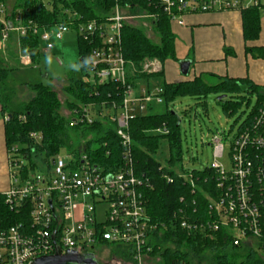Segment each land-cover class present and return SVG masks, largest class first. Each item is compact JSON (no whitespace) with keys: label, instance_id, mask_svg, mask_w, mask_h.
I'll return each instance as SVG.
<instances>
[{"label":"built area","instance_id":"2783aa9c","mask_svg":"<svg viewBox=\"0 0 264 264\" xmlns=\"http://www.w3.org/2000/svg\"><path fill=\"white\" fill-rule=\"evenodd\" d=\"M154 2L170 22L181 26L185 14L264 6V0ZM124 8L116 3L104 19L87 22L70 13L66 22L46 28L32 20L22 21L18 14L11 15L0 1V52L7 49L11 40L19 47L20 37L28 33L46 41V49H51L48 42L51 36L61 39L70 27H74L80 40L88 42V68L82 80L98 84L113 82L120 88L121 99L112 100L109 107L95 114L90 106L75 110L73 123L90 124L95 119H107L114 124L123 149L121 166L109 170L93 162L82 150L77 155L67 151L55 155L49 167L44 164L43 168H23L28 161L18 155L16 146L11 147L7 151L9 187L0 195L4 205L21 218L12 221L0 215V264H30L36 257L50 256L57 248L61 253L74 250L85 254L96 245L123 246L131 252L133 263L141 264L152 250L150 238L156 225L146 213L142 191L145 180L134 171L127 127L136 115L146 114L150 105L162 103V88L134 87L128 81L137 68L122 54L121 29L128 19L141 17L150 21L156 14H124ZM19 61L32 64L24 52ZM139 68L146 73L162 69L155 58L144 60ZM257 110L249 126L236 129L231 136L215 134L211 138L213 161L209 167L217 191V196H207L211 220L199 226L182 218L179 225L188 232L198 226L224 228L234 245L246 244L264 253V101ZM149 132L167 134L168 129L162 125ZM225 142L230 151L229 170L218 161ZM164 177L171 181L170 177ZM187 180L191 182L189 177Z\"/></svg>","mask_w":264,"mask_h":264},{"label":"trees","instance_id":"16d2710c","mask_svg":"<svg viewBox=\"0 0 264 264\" xmlns=\"http://www.w3.org/2000/svg\"><path fill=\"white\" fill-rule=\"evenodd\" d=\"M0 1L7 4L10 0ZM13 1L11 15L18 14L22 21L32 20L46 28L66 22L70 13L78 15L83 22L104 19L111 14L116 3L132 13H155L156 17L150 20V24L158 42H153L142 28L124 23L121 29L122 54L126 61L137 68V73L128 80L134 87L141 79L163 74L162 69L151 73L141 72L139 65L144 60L155 58L161 66L166 61H176L175 36L170 29L172 22L154 0H50L47 4L41 0ZM238 12L241 14L244 39H256L260 32V8L251 6ZM78 43L81 73L79 77L70 78L64 87L65 93L72 97V101H66L71 118L61 113L62 104L58 93L49 86L41 83L14 84L10 79L11 68L5 65L0 55V106L1 112L7 115L4 123L5 145L7 151L16 146L18 155L28 161L23 168H38V162L49 167L51 159L62 151L77 155L80 150L102 168L117 170L122 164L123 149L113 123L104 118L95 119L90 124L73 123L75 110L90 106L95 114L101 108L109 107L112 100L119 102L121 99L120 88L113 82L98 84L82 80L88 68L85 61L89 47L88 42L79 38ZM18 44L32 62L37 61L38 38L28 33L20 37ZM210 78H215V83H209ZM160 86V105L163 110L156 113L154 106L150 105L146 114L136 115L127 127L134 171L145 180L142 191L146 213L156 225L150 238L152 250L146 255L159 257V264H264L263 252L255 251L246 244L234 245L232 237L224 228L213 230L199 227L212 218L208 211L207 196H217L214 173L209 165L201 170L183 169L180 118L176 112L168 110V106L177 98L204 100L215 94L220 96L223 110L232 114L242 104L248 106L250 98L254 97L249 113L236 128L240 131L252 123L257 109L263 103L264 86L248 78H222L211 74L179 82L162 81ZM25 91L29 94L18 100L17 94H24ZM162 125L167 127V134L149 132ZM162 142L166 144L168 154L160 162L155 157ZM164 176L170 177L171 181L168 182ZM0 215L12 221L21 218L4 205L1 195ZM182 218L199 226L188 232L179 225ZM110 249L112 254L121 256L122 260L133 262L131 252L125 247L111 245Z\"/></svg>","mask_w":264,"mask_h":264},{"label":"rangeland","instance_id":"374dc122","mask_svg":"<svg viewBox=\"0 0 264 264\" xmlns=\"http://www.w3.org/2000/svg\"><path fill=\"white\" fill-rule=\"evenodd\" d=\"M41 1L44 4L50 2V0ZM13 4V0H10L6 4L9 13L13 8ZM125 13L128 14L132 12L124 8V14ZM126 22L132 26L142 28L153 42H158V37L148 19L139 17L128 19ZM48 42L52 44L51 49H46V41L38 39L39 56L36 62H32L30 65H25L21 61L14 62L10 72V79L18 86L41 83L54 89L61 100V113L66 118H71L69 109L66 107V101H72V97L65 93L64 87L68 84L70 78L79 77L81 73L80 64L78 62L80 47L78 36L74 27H70L69 30L63 34L61 39H55L51 36ZM17 51L19 54L23 53L22 50ZM13 52L16 54V51ZM5 64L9 67V63ZM162 81V76H155L141 79L137 81V83L138 86L153 89V87L160 86ZM208 81L209 83H215L216 80L215 78H210ZM25 97V93L17 94L18 100H22ZM219 97V95L211 94L204 100L177 98L168 106V110L176 112L180 118V131L184 150L182 163L184 166L183 169L186 171L187 169L188 171L201 170V168L208 166L213 161L212 136L215 134L219 136H222V134L233 135L238 124L243 121L249 113L255 100L254 97H251L248 106L242 104L237 111L229 114L223 110L222 102ZM226 98L228 99V97ZM232 99L238 100L237 98ZM162 110V105L159 104L154 106V111L156 113ZM61 153H63V151ZM167 154L166 144L162 142L161 149L156 154L155 158L163 162ZM229 154V146L225 142L223 154L218 161L226 170L231 168ZM38 168H43L40 162H38ZM90 253L94 255L98 264H135L131 261L122 260L121 256L112 254L110 247L104 248L100 245H96ZM160 262L161 259L159 257L151 258L145 256L141 264H159Z\"/></svg>","mask_w":264,"mask_h":264},{"label":"crops","instance_id":"0c3cea01","mask_svg":"<svg viewBox=\"0 0 264 264\" xmlns=\"http://www.w3.org/2000/svg\"><path fill=\"white\" fill-rule=\"evenodd\" d=\"M183 21L182 26L171 24L176 61L169 60L161 66L163 81L179 82L211 74L222 78H248L264 86V6L260 8V32L253 40L244 39L241 14L237 10L185 14ZM17 50L20 51L17 42L11 40L7 49L0 52L9 68L19 61L21 53ZM181 60L190 62L187 75L180 72L178 62ZM5 115L0 106V192L9 187Z\"/></svg>","mask_w":264,"mask_h":264},{"label":"water","instance_id":"95a60500","mask_svg":"<svg viewBox=\"0 0 264 264\" xmlns=\"http://www.w3.org/2000/svg\"><path fill=\"white\" fill-rule=\"evenodd\" d=\"M180 72L184 75L188 74L189 64L188 60H181L178 62ZM179 124V120L176 123ZM264 251V250H263ZM30 264H98L94 255L91 253L80 254L74 250H66L61 253L57 248L53 254L36 257Z\"/></svg>","mask_w":264,"mask_h":264},{"label":"clouds","instance_id":"9594fccd","mask_svg":"<svg viewBox=\"0 0 264 264\" xmlns=\"http://www.w3.org/2000/svg\"><path fill=\"white\" fill-rule=\"evenodd\" d=\"M85 63H87V61H85Z\"/></svg>","mask_w":264,"mask_h":264}]
</instances>
